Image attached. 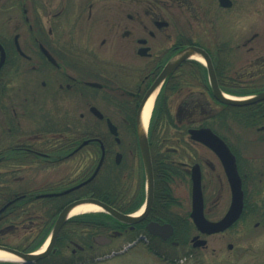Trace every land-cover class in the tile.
Returning a JSON list of instances; mask_svg holds the SVG:
<instances>
[{"label": "flooded vegetation", "instance_id": "flooded-vegetation-1", "mask_svg": "<svg viewBox=\"0 0 264 264\" xmlns=\"http://www.w3.org/2000/svg\"><path fill=\"white\" fill-rule=\"evenodd\" d=\"M230 1L0 0V245L31 253L67 206L96 200L140 218L72 215L50 254L31 264L91 262L116 239L161 258L168 244L186 247L193 260L226 249L239 259L248 254L264 233V99L240 106L218 96L263 92L264 55L235 62L243 53L231 44L238 29L226 39L228 11L239 7ZM257 36L244 40L245 58ZM189 47L210 64L194 51L165 73ZM209 129L234 154L243 193L239 218L214 233L199 228L194 191L202 193L201 216L218 221L237 190L231 159L209 144ZM155 223L174 233H152ZM7 236L23 243L9 245Z\"/></svg>", "mask_w": 264, "mask_h": 264}, {"label": "rangeland", "instance_id": "rangeland-1", "mask_svg": "<svg viewBox=\"0 0 264 264\" xmlns=\"http://www.w3.org/2000/svg\"><path fill=\"white\" fill-rule=\"evenodd\" d=\"M237 4L239 7L228 11V19L225 24L227 31L226 39L230 38L229 34L231 33V27L232 29L233 27H235V29H238L237 33L239 34L236 37V41H232L231 44H233L235 50L237 48L236 44H239V46L241 45L239 48V53H243V57L240 58L239 61L236 60L235 62L243 66L247 65L248 62H250L249 60L254 59L256 56L264 55V0H237ZM236 16L237 18L235 19ZM254 32H258V36L255 38V41L253 43H250L248 46L253 45L255 51L253 50L252 52H250V56L245 58L244 53L247 50V46L243 45L244 40L250 37ZM86 123L88 122L85 118L83 121V125L86 126ZM84 132V134L86 135L87 131ZM230 134L233 139H235L234 133ZM186 236V233H182L179 239H186ZM258 236L260 239L254 240L253 247L242 259H239L238 257H236L235 253L229 252L226 249L224 251V254L220 257L211 256L209 259L193 260L190 259L186 247L176 248L174 246L171 247L170 244L162 245V258L158 254L156 255L152 253L149 249H146L142 245L133 246L125 250L124 252L116 254L113 257L105 258L104 256L111 253V250L126 246L125 241H123L122 239H116L112 243H110L111 245H108L107 247L101 249L103 251V254L99 257V259L93 260L91 261V263H89V261L86 262V260H83V264H264V242L262 241V239L264 238V233H259L256 235V237ZM231 239L237 240L236 229L232 231ZM21 240L23 239H21L20 237L15 238L12 236H7L4 239L7 244L13 246L18 245L19 243H23V241ZM229 240L230 239H228L227 241ZM247 241L243 240L242 244L245 245ZM0 262L8 263V261Z\"/></svg>", "mask_w": 264, "mask_h": 264}, {"label": "water", "instance_id": "water-1", "mask_svg": "<svg viewBox=\"0 0 264 264\" xmlns=\"http://www.w3.org/2000/svg\"><path fill=\"white\" fill-rule=\"evenodd\" d=\"M221 1L223 4H227L226 0H221ZM194 51H200V53H202L203 57L206 59L208 64H210V59L206 53L201 52L202 50H200L198 48H194V47L190 48L189 47V48H186L183 52H181L177 58H175L172 62H170L167 65V67L165 69V73L169 72L171 69H173V67H175L177 64H179L184 59L190 57ZM153 92H154V87L149 92V94L147 95V99L145 100V103H147V101L153 95ZM218 97L220 98V100H222L226 103H231L234 105H248V104H252L253 102L264 99V91L259 93L258 95L253 96V97L242 98V99H232V98L224 97L222 94H221V96L219 95ZM205 132H207L210 136V137L207 136L210 139L209 144L212 147H214L221 156H226V157L231 159L232 167L234 166V173L231 174V182H232L235 190H241V182H240V179L237 177V173L235 170L234 156L230 152L228 146L219 137H217L215 134H213L212 131L207 130ZM139 138H140V141L142 143V149L145 151L144 155L146 157H148V153L146 152L148 150V144H147L148 136H147L146 127L141 126V128H139ZM233 163H234V165H233ZM194 192L196 193L195 195L198 198V200H200L198 210L201 213L202 212L201 211L202 210L201 191H194ZM85 202H90V201L89 200L77 201V202L67 206L60 213V215L58 216V219L55 223V226L53 228L49 244L47 245V247L43 251L39 250L35 253H24V252H21L15 248H11V247L5 246V245H0V249L11 252L14 255L18 256L21 260V261H19V264H30V263L38 260V259H41V258L48 256L50 254L54 244H55V241H56V238L58 236L59 231L61 230V228H62L63 224L66 222V220L69 218L72 210L77 205H79L81 203H85ZM91 202L99 205L100 207L105 209V211L111 212L112 214H114L119 219H122L125 221H130V220L135 221V220H138L140 218V217L134 218L130 215H126V214H123L120 212H116L115 210L110 208L108 205H106L100 201L93 200ZM242 206H243L242 191H234L233 204H232L230 210L228 211V213L219 221H209L206 218H203V216H200L198 218L199 219L198 220L199 228L202 229L203 231L208 232V233H214V232H218V231L226 229L234 221H236V219L239 217V215L242 211ZM151 230L153 233L159 234V235L163 236L164 238H167L168 236H170L173 233L172 227L167 228L166 226L160 225V224H157L155 227H151ZM166 232H167V234H166Z\"/></svg>", "mask_w": 264, "mask_h": 264}, {"label": "bare ground", "instance_id": "bare-ground-1", "mask_svg": "<svg viewBox=\"0 0 264 264\" xmlns=\"http://www.w3.org/2000/svg\"><path fill=\"white\" fill-rule=\"evenodd\" d=\"M198 59L202 60V58L198 57ZM153 102H154V95L151 96V98L147 101L145 107H144V111H143V119H144V123H148L149 120V116L150 113L152 111L153 108ZM102 209L93 203H86V204H82L79 205L77 207H75L71 214H79V213H83V212H91V211H101ZM49 241L47 240L44 245L40 248V251H43L47 245H48ZM0 261H15L18 262L20 261V258L16 255H14L11 252L5 251V250H1L0 249Z\"/></svg>", "mask_w": 264, "mask_h": 264}, {"label": "trees", "instance_id": "trees-1", "mask_svg": "<svg viewBox=\"0 0 264 264\" xmlns=\"http://www.w3.org/2000/svg\"><path fill=\"white\" fill-rule=\"evenodd\" d=\"M45 236L35 245V247L40 246V244L42 243V241L44 240ZM52 259H47L45 262H51ZM0 264H11V263H5V262H0Z\"/></svg>", "mask_w": 264, "mask_h": 264}]
</instances>
